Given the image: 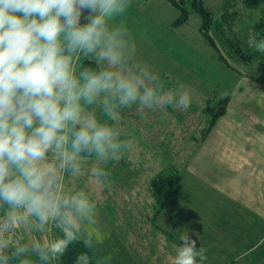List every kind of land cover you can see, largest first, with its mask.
Masks as SVG:
<instances>
[{
	"label": "clouds",
	"instance_id": "9594fccd",
	"mask_svg": "<svg viewBox=\"0 0 264 264\" xmlns=\"http://www.w3.org/2000/svg\"><path fill=\"white\" fill-rule=\"evenodd\" d=\"M131 4L0 0V264H62L78 242L74 264H111L98 193L114 187L109 165L138 151L125 111L145 119L194 102V88L166 89L138 58ZM246 43L264 54V36ZM178 239L172 264L208 260L189 230Z\"/></svg>",
	"mask_w": 264,
	"mask_h": 264
},
{
	"label": "rangeland",
	"instance_id": "374dc122",
	"mask_svg": "<svg viewBox=\"0 0 264 264\" xmlns=\"http://www.w3.org/2000/svg\"><path fill=\"white\" fill-rule=\"evenodd\" d=\"M203 3L221 27L211 28L209 34L236 70L217 59L218 52L199 30L196 14L173 28L177 11L166 0H132L123 17L137 37L138 58L155 66L166 89L184 84L197 94L186 111L168 108L165 114L149 113L145 119L135 109L125 111V130L138 151L109 165L114 187L111 192L98 193V226L104 241L99 251L112 255L111 264H172L174 246L185 229L197 239L198 247L207 249L204 264H264V224H255L245 209L237 207L243 202L236 200L239 203L233 206L223 191L225 178L218 175L211 158L210 140L193 142L191 134L200 136L195 129L184 141L183 131L199 121L203 126L210 118L201 107L213 92L228 94L236 113L253 107L248 117H258L264 126V64H239L227 44L228 38L244 44L251 25L264 18V3L257 9L246 8L243 0ZM166 166L178 169L181 181L152 222L154 197L149 195L148 181ZM201 170L207 174L197 175Z\"/></svg>",
	"mask_w": 264,
	"mask_h": 264
},
{
	"label": "crops",
	"instance_id": "0c3cea01",
	"mask_svg": "<svg viewBox=\"0 0 264 264\" xmlns=\"http://www.w3.org/2000/svg\"><path fill=\"white\" fill-rule=\"evenodd\" d=\"M167 3L170 5L168 1ZM230 100L225 113L216 120L205 138L202 139L200 134L192 141L198 143L210 140L211 158L217 166L218 175L225 178L223 191L230 198L233 206L239 203L236 200L242 201L243 203L237 204V207L245 209L246 216L250 219L254 218V223L261 225L264 224V126L260 124L258 117H248L247 112H253V107L249 110L244 108L243 111L236 113L234 108L230 107ZM198 125L201 126L200 121L193 128L183 130L185 132L184 141L188 139L187 135L191 130L199 128ZM235 156H239V159L236 160ZM200 173L207 174L206 170L197 171V175ZM156 218H153L152 222H155Z\"/></svg>",
	"mask_w": 264,
	"mask_h": 264
},
{
	"label": "trees",
	"instance_id": "16d2710c",
	"mask_svg": "<svg viewBox=\"0 0 264 264\" xmlns=\"http://www.w3.org/2000/svg\"><path fill=\"white\" fill-rule=\"evenodd\" d=\"M172 7L177 10V16L172 22V27L177 28L184 25L190 18V16L196 14L200 17L199 30L205 37L206 41L217 51V59L224 63L225 66L232 70H236L230 65L228 60L219 53L217 43L211 38L209 32L211 28L215 27L220 30V22L214 19L213 13L209 10L203 3V0H167ZM264 3V0H243V4L246 8L257 9ZM230 7L227 9L230 12ZM231 15H234L232 13ZM224 19H227L224 16ZM233 18V17H232ZM222 33L225 32L222 31ZM252 33H258L264 36V18L254 22L249 28L248 35ZM248 37V36H247ZM227 44L231 52L233 59L239 61V64L249 65L255 61H259L264 64V54L256 52L254 49L247 46L246 41L241 44L239 41H234L232 39H227ZM85 64L88 61H84ZM230 97L227 94H217L214 93L212 96L207 97L204 100V105L201 107V111L204 114L210 115V118L204 121L203 126L198 125V131L201 134V138L204 139L206 134L209 132L210 128L214 125L216 120L220 118L226 111ZM205 124V125H204ZM193 134L190 138H194ZM180 181V173L178 169L174 166H166L160 171H158L149 181L148 188L151 195L154 197V214L153 218L157 217L160 212L166 206V203L170 197L171 191ZM83 251H87L82 243H75L71 245L66 252L65 256L62 257V264H74L76 256Z\"/></svg>",
	"mask_w": 264,
	"mask_h": 264
}]
</instances>
